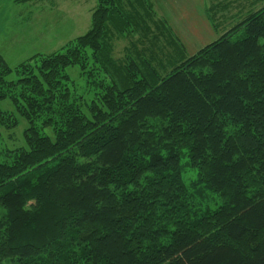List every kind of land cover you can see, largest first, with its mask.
<instances>
[{"label": "trees", "instance_id": "16d2710c", "mask_svg": "<svg viewBox=\"0 0 264 264\" xmlns=\"http://www.w3.org/2000/svg\"><path fill=\"white\" fill-rule=\"evenodd\" d=\"M122 2L96 0L60 50L0 55V99L29 123L0 161V264H264V4L163 75L111 57L110 28L135 25Z\"/></svg>", "mask_w": 264, "mask_h": 264}, {"label": "rangeland", "instance_id": "374dc122", "mask_svg": "<svg viewBox=\"0 0 264 264\" xmlns=\"http://www.w3.org/2000/svg\"><path fill=\"white\" fill-rule=\"evenodd\" d=\"M146 1V0H145ZM131 0H123L124 11L134 14L132 27L116 26L107 34L110 55L119 64L129 58L140 64L145 60L163 75L174 62L194 54L200 47L215 40L241 21L248 13L263 6L264 0H147L149 13ZM96 0H33L30 2L0 0V55L13 67L37 53L60 50L70 40L84 34L91 24ZM212 17L213 22L209 21ZM243 35V28L232 33L231 40ZM25 44L34 53L15 46ZM32 51V52H33ZM78 67L66 70L74 80L77 92L86 98L92 94L85 76ZM13 122H15L13 124ZM29 127L9 96L0 99V161L10 158L11 152L25 145L24 132ZM180 170L186 185L191 188L196 169L188 165L180 153ZM204 191L201 192V194ZM199 210L216 208L220 199L205 192L197 198Z\"/></svg>", "mask_w": 264, "mask_h": 264}, {"label": "crops", "instance_id": "0c3cea01", "mask_svg": "<svg viewBox=\"0 0 264 264\" xmlns=\"http://www.w3.org/2000/svg\"><path fill=\"white\" fill-rule=\"evenodd\" d=\"M15 46L17 47V46H20V47H22V48H25L26 50H27V53H29V54H33L34 53V51H33V49L30 47V46H27V45H25V44H20V45H18V44H15ZM33 51V52H32ZM37 53V52H36ZM5 59V58H4Z\"/></svg>", "mask_w": 264, "mask_h": 264}]
</instances>
